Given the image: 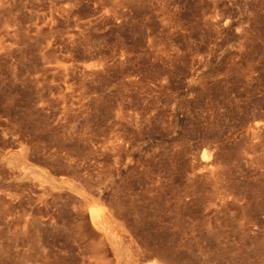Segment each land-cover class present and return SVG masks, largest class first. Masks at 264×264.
Returning <instances> with one entry per match:
<instances>
[{"label":"rangeland","instance_id":"1","mask_svg":"<svg viewBox=\"0 0 264 264\" xmlns=\"http://www.w3.org/2000/svg\"><path fill=\"white\" fill-rule=\"evenodd\" d=\"M162 260L264 264V0H0V264Z\"/></svg>","mask_w":264,"mask_h":264},{"label":"bare ground","instance_id":"2","mask_svg":"<svg viewBox=\"0 0 264 264\" xmlns=\"http://www.w3.org/2000/svg\"><path fill=\"white\" fill-rule=\"evenodd\" d=\"M39 175V174H38ZM42 175L40 174V178H43V177H41ZM39 177V176H38ZM39 179V178H38ZM44 180V179H43ZM49 180H51V179H49ZM48 181V180H47ZM46 182V181H45ZM53 182V181H52ZM80 200V199H79ZM83 201V200H82ZM84 203V202H83ZM82 206V205H81ZM116 209V208H115ZM103 211V208L102 207H95L94 209H93V214H94V217H96L97 219L98 218H100V215H101V212ZM92 214V215H93ZM93 216L91 217V218H94ZM93 221V220H92ZM94 222V221H93ZM99 222V221H98ZM95 223V222H94ZM95 225H96V223H95ZM105 225V223L104 222H102V226H101V224H100V226L103 228V227H105L104 226ZM122 229V228H121ZM107 233V232H106ZM130 233V232H129ZM111 239V238H110ZM109 239V240H110ZM128 241V240H127ZM133 241V240H132ZM112 242V241H111ZM124 243V242H123ZM101 245V244H100ZM127 245V244H126ZM131 250V249H130ZM118 258V257H117ZM165 258V257H164ZM163 259V258H162ZM173 260V259H172ZM155 261V260H154ZM147 263H149V262H147ZM146 264V263H145ZM153 264H174L172 261H168V260H162V261H157V262H154Z\"/></svg>","mask_w":264,"mask_h":264}]
</instances>
